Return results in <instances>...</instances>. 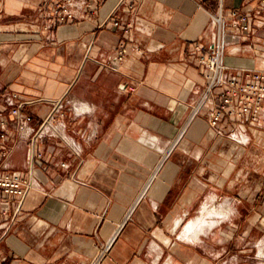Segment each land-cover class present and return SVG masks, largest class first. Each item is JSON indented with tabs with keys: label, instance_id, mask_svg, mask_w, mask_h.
I'll return each mask as SVG.
<instances>
[{
	"label": "crops",
	"instance_id": "crops-1",
	"mask_svg": "<svg viewBox=\"0 0 264 264\" xmlns=\"http://www.w3.org/2000/svg\"><path fill=\"white\" fill-rule=\"evenodd\" d=\"M43 1L59 0H0L2 163L36 181L21 216L0 212L2 264H93L109 243L99 264H260L264 127L225 116L221 128L249 142L220 135L208 121L218 91L201 102L197 57L216 41L219 0H106L54 31L38 20ZM223 6L249 14L250 33L224 51L244 79L264 69V4ZM11 93L31 128L61 101L55 135L33 147L4 103Z\"/></svg>",
	"mask_w": 264,
	"mask_h": 264
},
{
	"label": "built area",
	"instance_id": "built-area-1",
	"mask_svg": "<svg viewBox=\"0 0 264 264\" xmlns=\"http://www.w3.org/2000/svg\"><path fill=\"white\" fill-rule=\"evenodd\" d=\"M106 0H59L54 6L46 1L39 4L38 20L44 21L45 29L54 31V29L62 24L72 23L80 18H85L87 14H94L101 4ZM264 4V0H258ZM218 9L208 11L217 30L216 41L212 44L208 51L200 54L197 61L204 67L207 85L202 97V103L208 101L218 91L219 103L214 107L208 115L209 124L217 130L220 135H228L237 138L246 144L249 139L241 132L236 133L238 127L229 133L221 128L222 119L226 116L232 122L238 124L247 121H253L259 126L264 127V69L247 70L244 73V79H240L224 62L225 46L229 45L241 33H250L251 24L249 14L240 9H232L225 12L223 0H219ZM200 6V5H199ZM202 7V6H200ZM116 26L119 22L114 23ZM229 24V29L226 25ZM127 30V28H124ZM197 50L202 48L196 46ZM127 56L126 47L118 50L116 64L111 68L118 70L119 65ZM4 103L11 108V114L16 118L18 129L28 133L31 145L34 147L36 141L45 137L55 135L56 115L61 114L63 104L56 101L52 104L51 112L43 119L36 128L29 125L32 122L31 116H21V102L18 101V95L11 93L4 97ZM11 120L2 118L0 120V212L3 214H11L15 219L22 214V202L28 191L36 185V181L30 177L22 178L16 172L8 171L2 159L7 155V137L10 131ZM33 153V148L31 147ZM33 155V154H32ZM65 166V164H62ZM14 198L16 206L13 211L10 204ZM110 244L100 249L97 253L94 263L99 264L101 259L107 253ZM0 264L2 260L0 258Z\"/></svg>",
	"mask_w": 264,
	"mask_h": 264
},
{
	"label": "rangeland",
	"instance_id": "rangeland-1",
	"mask_svg": "<svg viewBox=\"0 0 264 264\" xmlns=\"http://www.w3.org/2000/svg\"><path fill=\"white\" fill-rule=\"evenodd\" d=\"M212 206H213V205H212ZM261 248H262V245L259 247L260 254H258V255L261 256L260 264H264V255L261 254ZM262 252H263V251H262Z\"/></svg>",
	"mask_w": 264,
	"mask_h": 264
},
{
	"label": "bare ground",
	"instance_id": "bare-ground-1",
	"mask_svg": "<svg viewBox=\"0 0 264 264\" xmlns=\"http://www.w3.org/2000/svg\"><path fill=\"white\" fill-rule=\"evenodd\" d=\"M215 212V211H214ZM213 213V212H212ZM216 213V212H215ZM206 215V214H205ZM207 216V215H206ZM212 216H214V214H212ZM215 217V216H214ZM207 219V218H206ZM211 220V219H210ZM194 225H196L195 223H194ZM202 226V225H201ZM205 226V225H204ZM194 231V230H193Z\"/></svg>",
	"mask_w": 264,
	"mask_h": 264
}]
</instances>
